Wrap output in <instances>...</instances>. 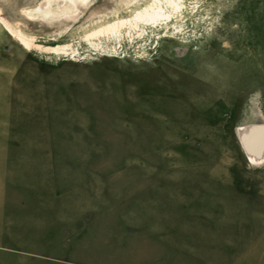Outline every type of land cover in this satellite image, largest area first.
<instances>
[{
  "label": "rangeland",
  "instance_id": "obj_1",
  "mask_svg": "<svg viewBox=\"0 0 264 264\" xmlns=\"http://www.w3.org/2000/svg\"><path fill=\"white\" fill-rule=\"evenodd\" d=\"M151 1L0 21V264H264V0L86 39Z\"/></svg>",
  "mask_w": 264,
  "mask_h": 264
},
{
  "label": "bare ground",
  "instance_id": "obj_2",
  "mask_svg": "<svg viewBox=\"0 0 264 264\" xmlns=\"http://www.w3.org/2000/svg\"><path fill=\"white\" fill-rule=\"evenodd\" d=\"M87 1L88 0H45L42 4L35 3L34 5L27 6L21 5L16 10L12 5H8L9 0H0V21L4 23L6 28H8V30L28 49L34 43V39L29 35V32L25 31V28L27 27L24 25V19L30 20V22L38 19L39 21L45 22L53 29H57L63 23L65 24L67 21L69 22L70 19L80 15L81 8L87 3ZM9 4H11V2ZM184 6L183 0H152L149 4L136 10L131 19H118L92 31L85 37L86 39H89L92 35L105 32L118 33L122 26H137L139 22L148 23L153 26L158 24L167 25L177 14H180L179 12H181L182 7ZM16 11H18L19 14H17L20 17L16 14ZM91 43L93 42L91 41ZM45 48L48 51H66V45L48 46ZM237 131L240 143L246 154H250L249 156L251 158H262L263 153L253 152L248 144L259 134L263 135L260 136H262V142H264V126L258 124L240 126Z\"/></svg>",
  "mask_w": 264,
  "mask_h": 264
},
{
  "label": "crops",
  "instance_id": "obj_3",
  "mask_svg": "<svg viewBox=\"0 0 264 264\" xmlns=\"http://www.w3.org/2000/svg\"><path fill=\"white\" fill-rule=\"evenodd\" d=\"M5 201L7 202V200H5ZM6 205H7V204H5V206H6ZM1 249H3V250L6 249V250H7V248H4V247H3V248L1 247V248H0V251H1ZM6 250H5V252H4V253H5V254H4L5 256H4V258H3L2 260H6V259H7V252H6Z\"/></svg>",
  "mask_w": 264,
  "mask_h": 264
},
{
  "label": "water",
  "instance_id": "obj_4",
  "mask_svg": "<svg viewBox=\"0 0 264 264\" xmlns=\"http://www.w3.org/2000/svg\"><path fill=\"white\" fill-rule=\"evenodd\" d=\"M19 4L21 5L20 0L15 1V6H16V7H18ZM260 127H261V126H260ZM260 127H259V129H260ZM262 136H263V135H262Z\"/></svg>",
  "mask_w": 264,
  "mask_h": 264
}]
</instances>
